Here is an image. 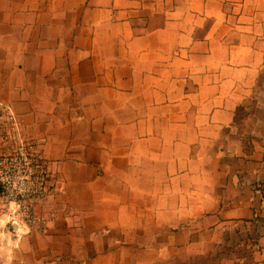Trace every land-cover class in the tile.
I'll use <instances>...</instances> for the list:
<instances>
[{
    "label": "crops",
    "instance_id": "obj_1",
    "mask_svg": "<svg viewBox=\"0 0 264 264\" xmlns=\"http://www.w3.org/2000/svg\"><path fill=\"white\" fill-rule=\"evenodd\" d=\"M8 109L58 188L0 264H264V0H0Z\"/></svg>",
    "mask_w": 264,
    "mask_h": 264
},
{
    "label": "built area",
    "instance_id": "obj_2",
    "mask_svg": "<svg viewBox=\"0 0 264 264\" xmlns=\"http://www.w3.org/2000/svg\"><path fill=\"white\" fill-rule=\"evenodd\" d=\"M7 118L11 127H18L19 121L10 109ZM20 142L17 152H0V197L8 224L13 226L16 222L19 230L32 226L43 229L52 215L48 214V209L37 211L36 205L53 195L58 184L49 178L39 141L22 136Z\"/></svg>",
    "mask_w": 264,
    "mask_h": 264
},
{
    "label": "rangeland",
    "instance_id": "obj_3",
    "mask_svg": "<svg viewBox=\"0 0 264 264\" xmlns=\"http://www.w3.org/2000/svg\"><path fill=\"white\" fill-rule=\"evenodd\" d=\"M10 123L11 122L8 121L7 114H6L4 119H3V122H2L3 128L1 130V135L3 138L4 145L0 151L1 153L3 150H4L3 152L8 153V154L17 152L18 147L21 143L20 138L22 136L26 137L28 139L37 140L36 138L25 136L22 133V131L20 130L19 126L18 127L17 126L11 127ZM38 147L42 151V153L44 154L43 147H42L40 141H39ZM44 158L46 159V163H47V158H46L45 154H44ZM47 166H48V164H47ZM48 169H49V167H48ZM49 173H50V170H49ZM49 178L52 182L57 184V181H55L51 178V174H50ZM52 198H53V195H51L49 198H47L44 202L36 205V210L37 211L43 210V206L46 205V203L50 202ZM49 213H50V215L53 214L51 211H49L48 214ZM258 218L260 221L258 226L254 227L252 224H250V225L240 224L237 227V233H235L233 231V234L230 236V238H232V241H229L228 243H225L223 245L222 251L227 252V255H231L230 253L233 252L234 256L232 255L231 259L235 256H240L241 254H243L246 251V248L248 247L249 244H251V243L254 244L257 241L258 234L263 230V228L261 227V224L264 225V216H261V217L259 216ZM209 263H210L209 257H206L205 261H200V262L197 260L192 261V264H209ZM225 264H229V263H225Z\"/></svg>",
    "mask_w": 264,
    "mask_h": 264
},
{
    "label": "water",
    "instance_id": "obj_4",
    "mask_svg": "<svg viewBox=\"0 0 264 264\" xmlns=\"http://www.w3.org/2000/svg\"><path fill=\"white\" fill-rule=\"evenodd\" d=\"M13 227H14L15 229H18V224H17L16 222H13Z\"/></svg>",
    "mask_w": 264,
    "mask_h": 264
}]
</instances>
